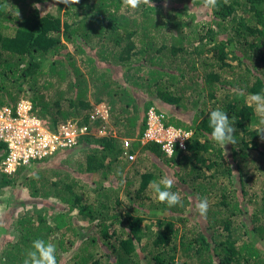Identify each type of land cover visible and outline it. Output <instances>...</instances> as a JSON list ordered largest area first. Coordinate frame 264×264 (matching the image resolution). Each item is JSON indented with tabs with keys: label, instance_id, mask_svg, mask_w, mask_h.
Segmentation results:
<instances>
[{
	"label": "trees",
	"instance_id": "obj_1",
	"mask_svg": "<svg viewBox=\"0 0 264 264\" xmlns=\"http://www.w3.org/2000/svg\"><path fill=\"white\" fill-rule=\"evenodd\" d=\"M152 3L131 13L122 0H0V107L25 100L49 131L91 127L69 150L0 171V193L29 197L10 235L0 222V264H23L38 238L56 245L57 264H264V140L248 100L264 92V0ZM100 103L104 137L91 117ZM149 109L164 129L192 133L176 155L141 143ZM216 109L236 120V145L212 140ZM166 176L182 206L149 187ZM205 197L211 232L187 216Z\"/></svg>",
	"mask_w": 264,
	"mask_h": 264
},
{
	"label": "built area",
	"instance_id": "obj_2",
	"mask_svg": "<svg viewBox=\"0 0 264 264\" xmlns=\"http://www.w3.org/2000/svg\"><path fill=\"white\" fill-rule=\"evenodd\" d=\"M30 103L19 100L14 109L0 107V146L5 152L0 161V171L10 175L21 166H27L32 161L42 160L58 150L69 149L76 145L78 138L89 132L86 126H78L72 121L60 124L54 131L47 130L41 121L29 114ZM91 117L106 119L105 109L98 108ZM179 131V130H178ZM173 129H164L160 118L150 109L147 113V129L145 130L142 144L155 141L164 145L176 133ZM181 132V131H179ZM100 135L105 134L104 125L98 130ZM183 133V132H181ZM183 137L175 139L181 147ZM128 145V142H124ZM182 148V147H181Z\"/></svg>",
	"mask_w": 264,
	"mask_h": 264
},
{
	"label": "clouds",
	"instance_id": "obj_3",
	"mask_svg": "<svg viewBox=\"0 0 264 264\" xmlns=\"http://www.w3.org/2000/svg\"><path fill=\"white\" fill-rule=\"evenodd\" d=\"M56 2L59 4H64L67 8H71L74 5L79 4L80 0H56ZM218 2L219 0H203V7L206 9H216L218 7ZM228 2L229 0H223L224 4H228ZM194 3L195 0H192V4ZM122 5L133 11L140 8L141 5L154 7L152 0H122ZM248 100H249V106L254 107V112L259 117L258 132L261 139L264 140V92L250 94ZM98 108L105 109L107 112V117L104 120L101 118H94L102 122V124L98 125L97 127L98 130L101 128L102 125H104L105 127V134L100 135L97 131L96 137L109 136L110 134L107 135V128L109 127V108L108 106H106V104L100 103L97 104V106L93 108V110L94 109L97 110ZM235 122L236 120L234 118L229 119L228 115L226 114V111L216 109L210 112L209 126L212 129L211 137L212 140L215 142V144L222 146L224 149H225V145L237 144V140H236L237 135H234V133H236V128L234 126ZM84 126H86L90 132L91 127L87 125ZM89 132L87 134H89ZM191 135H192L191 132L181 133L177 131L170 138V142L164 145V149L166 150L167 155L169 157L176 155L174 150V141L176 138L178 137L184 138L183 142H181V147L183 149L184 141L190 139ZM125 141L128 142L129 144V140L122 139L124 147L127 148L128 145L124 144ZM69 149H62V150H69ZM50 156H47L46 158ZM173 184H174V180L171 177H167V176L162 178L159 182L152 181L149 184V187L154 191L158 202L166 204L169 208L175 207L177 205L182 206V201L179 193L171 191ZM196 209L202 218H206L209 209L208 199L206 197L199 199V202L196 204ZM56 252H57V248L53 242L38 238L32 241L31 248L27 251L26 258L23 260V264H57Z\"/></svg>",
	"mask_w": 264,
	"mask_h": 264
},
{
	"label": "rangeland",
	"instance_id": "obj_4",
	"mask_svg": "<svg viewBox=\"0 0 264 264\" xmlns=\"http://www.w3.org/2000/svg\"><path fill=\"white\" fill-rule=\"evenodd\" d=\"M130 12L133 13V10H130ZM201 12H202V10H199V11H197V14H200ZM257 70L260 73L262 72V75H263L262 77H264V64H263V68L258 66ZM96 106H94L93 108H95ZM95 110L96 109H94L91 114H93V115L96 114ZM204 156H208L209 157V155L207 153H205ZM132 159H133V157L131 158V160ZM172 171L173 170L169 168L168 171L165 172V174H167V176H170L171 175L170 173H172ZM172 174H174V173H172ZM173 180H174V182H178L176 179H173ZM261 181H262L261 178L256 179V183H254L253 186H252L256 193L259 191V189H257V188H258V186H261ZM27 194H28V191L26 189L22 188V186L11 187L10 189L5 190V191H1V193H0V222H1V224L6 225L5 230L7 231V233H9V235L12 232V230L7 228L10 225L8 219L9 218L12 219V217L14 215H16L17 213H21L22 212L21 206H19V204L22 203V202H23V204H26L25 203L26 200L29 199ZM7 197H11V201H9L8 203H7V200H6ZM214 201H217V199H214ZM187 202L188 201L185 202V207L184 208L186 210H189L188 206L192 205V203H190V201L188 203ZM154 205H155L154 203H152L151 201H148L146 203L145 207L146 208H147V206H151L152 207ZM166 207H168V206H166ZM169 210H171V209H168L167 213L171 214L172 212H170ZM29 212L30 211H28V213ZM192 212L194 213V217L191 216L190 213H188L187 216L189 217V219L191 221H194V222H199L201 227H202V230L204 228L206 229V224H208L209 218L208 217L202 218L196 210H192ZM174 214H177V213H174ZM174 214H171V215H174ZM79 224L83 225V226L87 225L86 223H79ZM206 232H211V231L206 229ZM6 239H8V238H6ZM98 242H99V240H98ZM80 243L81 242H78V241L75 240V247L80 246ZM0 251H1V249H0Z\"/></svg>",
	"mask_w": 264,
	"mask_h": 264
}]
</instances>
